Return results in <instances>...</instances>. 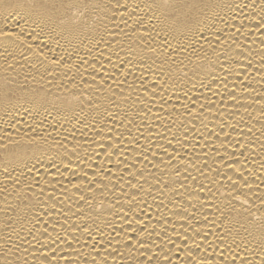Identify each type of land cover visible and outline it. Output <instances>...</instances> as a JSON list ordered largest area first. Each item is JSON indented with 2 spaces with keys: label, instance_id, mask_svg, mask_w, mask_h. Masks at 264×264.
I'll list each match as a JSON object with an SVG mask.
<instances>
[{
  "label": "bare ground",
  "instance_id": "obj_1",
  "mask_svg": "<svg viewBox=\"0 0 264 264\" xmlns=\"http://www.w3.org/2000/svg\"><path fill=\"white\" fill-rule=\"evenodd\" d=\"M132 2L0 0V264L260 253V0Z\"/></svg>",
  "mask_w": 264,
  "mask_h": 264
},
{
  "label": "snow or ice",
  "instance_id": "obj_2",
  "mask_svg": "<svg viewBox=\"0 0 264 264\" xmlns=\"http://www.w3.org/2000/svg\"><path fill=\"white\" fill-rule=\"evenodd\" d=\"M225 2H227V0H225ZM252 6L255 7L256 5V0H252ZM261 10L264 11V0H260V5ZM107 7L109 8H115V9H120V8H125L127 9V7H129V0H108V5ZM132 7H133V11H135L137 5L135 4V0H133L132 2ZM115 14V13H114ZM125 25H127V20L123 21ZM117 27H119L117 25ZM257 30L261 31V34L264 35V18L261 19L260 23L257 25ZM237 32L239 31V29L236 30ZM262 43H264V41H262ZM53 63H57V61H53ZM242 176V174H241ZM243 178V177H242ZM248 201L245 200L243 203H247ZM262 203H264V199H262ZM45 223H47V221H45ZM247 231V229H246ZM48 229L45 228L44 229V233H47ZM17 237L18 239L20 238L19 233H17ZM8 239H11V236L8 237ZM59 236H57L55 238V240H53L52 242L55 243L56 240H59ZM33 241H35L37 244L40 243V240L33 236ZM66 242V241H65ZM31 244V241L29 242ZM259 244H260V253L256 254L255 259H251L249 258L247 252L245 253V255L243 257H240V264H264V226L261 227V231H260V236H259ZM139 247H143L144 244L141 242L139 245ZM20 245H17V248H19ZM53 254H55V249H53ZM45 259H48L47 256H45ZM61 260L64 259V257H60ZM152 257H146V259L144 261H141L140 264H152ZM164 260L166 262V264H172L171 260L168 259L167 256L164 257ZM49 264H58V261H50ZM92 264H96V261L93 260ZM104 264H107V258H105ZM189 264H192L191 260L189 261ZM198 264H204V262H198ZM222 264H236V257L232 256L230 259H228L227 261H222Z\"/></svg>",
  "mask_w": 264,
  "mask_h": 264
}]
</instances>
